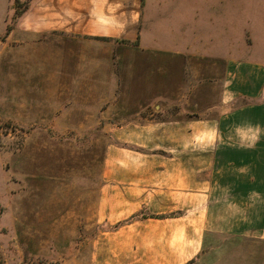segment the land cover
I'll use <instances>...</instances> for the list:
<instances>
[{
  "label": "crops",
  "instance_id": "1",
  "mask_svg": "<svg viewBox=\"0 0 264 264\" xmlns=\"http://www.w3.org/2000/svg\"><path fill=\"white\" fill-rule=\"evenodd\" d=\"M42 3L33 32L88 37V83L116 84L136 117L105 127L94 260L191 264L211 234L264 241V59L238 56L244 0ZM144 90L175 116L139 118Z\"/></svg>",
  "mask_w": 264,
  "mask_h": 264
},
{
  "label": "rangeland",
  "instance_id": "2",
  "mask_svg": "<svg viewBox=\"0 0 264 264\" xmlns=\"http://www.w3.org/2000/svg\"><path fill=\"white\" fill-rule=\"evenodd\" d=\"M42 2L0 0V264H100L93 242L107 228L93 215L114 142L105 127L136 117L116 84L88 83V37L33 32ZM263 44L264 0H244L238 56L262 60ZM144 92L139 118L175 116L163 91ZM191 264H264V241L211 234Z\"/></svg>",
  "mask_w": 264,
  "mask_h": 264
},
{
  "label": "trees",
  "instance_id": "3",
  "mask_svg": "<svg viewBox=\"0 0 264 264\" xmlns=\"http://www.w3.org/2000/svg\"><path fill=\"white\" fill-rule=\"evenodd\" d=\"M136 218H138V216H134L133 218H131V220L126 221V222H124V223H122V224H127V223H129V222H132L133 220H136ZM142 218H145V216L142 217ZM117 228H118V226H115V227H113L112 229H117Z\"/></svg>",
  "mask_w": 264,
  "mask_h": 264
}]
</instances>
